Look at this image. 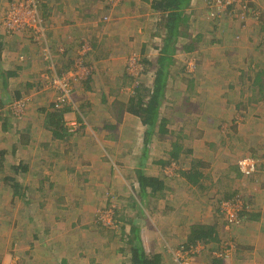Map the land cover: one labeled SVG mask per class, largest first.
Instances as JSON below:
<instances>
[{"label":"crops","instance_id":"crops-1","mask_svg":"<svg viewBox=\"0 0 264 264\" xmlns=\"http://www.w3.org/2000/svg\"><path fill=\"white\" fill-rule=\"evenodd\" d=\"M14 1L17 0H0V18ZM41 1V13L45 23L47 22L45 28L47 43H64L68 46L70 60H74L79 52L81 39L84 37L92 39L93 50L89 55V61L95 63L96 71L80 90L83 89L85 96L89 98L83 105L87 108L85 113L89 118L94 116L100 119L98 123L89 124L86 131L80 130L79 134L64 137L55 134L54 125L48 126L47 123L50 114L56 110L53 107L57 101L56 93L44 85L41 75L43 72L51 71L49 65L51 62L59 68L57 65L59 62H49L42 56L41 45L32 41V33L29 31L9 34L0 25V97L3 101H9L20 94L30 95L32 99L23 119L16 121L18 127L8 106L0 108V213H6L0 218V250L3 245L14 243L23 244L26 248V253L18 250L20 255H13L11 250L14 249L9 251L5 248L4 252H0L2 253L0 262L19 259L22 264L23 260H27L25 264H94L93 255H97V260L105 264L104 261L108 260L107 255H124L122 253L125 251V255H130L131 264L130 243L127 244L129 245L127 251L122 247H119V251L117 248L110 251L101 246L98 249L93 247L89 252L88 244L78 243L74 237V239L64 237L52 245L48 242L45 249L40 246L35 248L37 243L41 244L42 236L45 237V230H50V237L55 235L54 230L46 229L41 221L42 224H38L35 220L41 217L44 219L46 214L43 213L46 211L40 214V209L44 207L50 211L47 212L50 216H61L64 209L77 210L75 206L81 205L85 208L86 198L94 199V202L89 201L91 204L100 205L110 201L119 202L121 201L119 196L124 201L126 197L128 204L122 202L125 206L131 207L142 193L136 172L141 167L143 171L144 168L147 170L148 173L144 171L146 175L159 177L166 185V189L158 198L152 196L148 189L145 192L147 196L144 207L148 211L145 218L137 222L139 244L145 255L152 259L156 258L159 264H171L169 247L187 243L192 230L202 226L207 229L206 231L212 230L209 231L211 237L206 242L198 239L205 245V249L200 256H196H199L198 258L194 257L197 260H194L193 264H264V0H249L252 8L258 13L256 16L248 14L247 16L252 17L246 16L245 19H239L237 14L212 19L206 15L207 12L201 13L202 0H192L187 10L193 17L187 29L183 28V23L181 24L182 34L176 40V47L180 43L179 37L186 39L184 45L192 44L191 50L182 48L177 53L192 55L194 67L189 71L191 75L185 73V68H182L183 75H172L170 72L166 77L164 92L165 98L170 93H178V89H173V83H178L184 86L180 88V92L184 90V93H187L184 97L188 95L200 97L198 106L204 108L195 109L196 105H193V112L198 113L201 120L204 117L205 119L202 125L198 122L194 130L203 133L205 139L196 137L195 140L191 139L192 142L186 143L188 148L186 150L194 153L187 157L190 160L189 164H183L182 167L180 160L185 153L179 143H176L178 144L175 146L176 149L169 151L167 160L165 157L167 145H158L160 150L154 152L150 150L147 156L145 155L147 146L142 152L143 155L137 153L131 141L132 136L131 139L127 137L125 131L126 128H131L135 130L136 136L144 127L130 119L136 114L128 111V107L124 114L121 113L122 116L118 117V121L112 120L111 123H107L105 120L112 118V106L116 100L124 97L129 100L138 86H133L132 90L127 92L123 87L129 78L123 79L124 75L120 71L116 78H110L108 68L104 69L105 61L119 59L117 68H122L121 61L125 64L126 56L129 52L132 53L133 49L145 56L152 46L160 45L156 40L160 39L164 44L166 33L163 27L164 15H161L163 22L160 29H164L161 33H158L160 29H156L157 26L159 28L157 21L152 26L149 25L147 32L142 31V27L139 29L135 27L136 11L140 3L149 4L148 8L159 14V11L152 7L153 0H125L123 6L116 9L107 7L105 1L101 3L102 0ZM99 7L103 8L101 13L112 18V23L110 25L103 23L100 31L92 27L94 17L91 14L92 10ZM114 15L116 18H113ZM147 21L149 19H145L144 22ZM109 27L112 28L114 35L107 33ZM139 34L142 36L139 37ZM150 36L155 38L150 39ZM113 37L121 40L123 46L117 45L116 49L110 50V47L115 46L110 42ZM120 49L125 54V59L117 51ZM58 61L64 63L63 57ZM64 66H66L64 70L71 67L70 61ZM94 92H98L96 97ZM188 99L194 100L190 97ZM123 106L124 103L120 102L117 112L123 110ZM181 106L185 108L184 104ZM177 111L182 112L176 108V114ZM72 114H74L72 109L63 114L64 128L68 120L73 119L70 117ZM189 114L191 113L187 115ZM234 115L242 118L239 125L235 124L238 119ZM165 118L170 121L169 115ZM165 129L163 133L173 132L167 124ZM229 129L240 132L238 140L244 152H239L238 145H232L230 150L221 151L217 142H215L217 151L213 149V143H209L208 148L205 147L207 144L205 141L213 136H225V131ZM57 131L62 132L60 129ZM156 131L160 132L158 128L154 133ZM154 133L148 137L144 135L146 145L154 140L163 142V133L160 132L157 137ZM85 142L88 143L84 144ZM76 144L81 146L80 151L76 150ZM163 150H166V153ZM174 153L177 156H172ZM105 155L110 160H106ZM244 155H252L259 160L256 174L244 175L240 172L237 160ZM144 156H146L144 165L139 166ZM169 163L177 164L181 169L178 168L174 175L166 176L160 169H164ZM156 170L158 173H155ZM127 179L132 183H127ZM8 180L11 186L15 181L20 184L21 189L27 192L24 198L41 191L54 200L52 203H45L48 205L41 203L43 208L38 211L33 205L24 208L25 205L15 203L14 198L20 196L14 194V189L10 191V185L7 186ZM236 197L241 199L244 213H239V223L230 224L221 212V201ZM153 199H158V205L157 203L153 205ZM34 201L38 203V200ZM24 203L32 202L24 200ZM96 209L91 219H99L100 215ZM119 211L120 218H135L133 208L130 214L129 209ZM169 215L176 225H169L167 219ZM8 216L13 219L19 216L26 219L13 221L11 224ZM49 220L59 225L54 218L47 221ZM99 220L95 226L103 225ZM119 226V230L124 226L123 234H126L127 230V233L131 231L127 222L122 221ZM39 237L40 239H37ZM124 237L127 238V243L128 235ZM227 240H231L229 244L232 245L229 251L230 259L215 257L212 251H216L221 242Z\"/></svg>","mask_w":264,"mask_h":264},{"label":"rangeland","instance_id":"rangeland-1","mask_svg":"<svg viewBox=\"0 0 264 264\" xmlns=\"http://www.w3.org/2000/svg\"><path fill=\"white\" fill-rule=\"evenodd\" d=\"M104 1L106 3L107 7L111 8V9H116L119 6L122 7L123 6L122 3L125 0H119V2H118V0H102L101 3H104ZM202 1H203V3H202L203 8L201 9V13H204V12L206 13L209 11V8L211 5L209 4V0H202ZM41 4H42V1L40 3V6L42 7ZM120 4H122V5H120ZM239 4L236 5L237 6L236 9L238 12L237 17L239 19H245L247 17L248 18L252 17L250 15L247 16L248 14L252 13L251 9H253L252 6L250 5V3H248L250 12L245 11L247 17L242 16L243 12L240 13V11H241L240 8L242 6H240ZM101 5H104V4H101ZM148 6H149V4H144L143 2H142V4L140 3L139 7L137 8L136 16H135V19H136L135 27H137L138 29L142 27V31H146V32L149 31V28H150L149 25L152 26L157 21V23L159 24V28L157 26L156 29H160L161 28L160 24L163 22L160 12H159V14L158 13L155 14V12L152 9H149ZM102 10H103V8L99 7L97 9H95L94 11L93 10L91 11L92 16L94 17V19H93L94 25L92 24V27L98 31H100L103 23L107 24V25H110V23H112V18L108 15H105V13H101L100 11H102ZM196 12H198V11H196ZM252 15L256 16L255 13H253ZM192 17H193V15L192 16L189 15V20H188L187 24L183 25L184 29H187V27L189 26L188 23L190 22V19ZM223 17H225V16H223ZM113 18H116V16L114 15ZM145 19H149V21H147L145 23L144 22ZM45 25H47V24H45ZM163 30L164 29H160L158 31V33H161ZM107 33L109 35H114L112 33V28H110V27L107 30ZM144 34L145 33H142V35H144ZM142 35L139 34V37H141ZM162 37L163 36H161V38ZM154 38H155V36H150V39H154ZM150 39H149V41H150ZM91 40L92 39H90L89 37H86V38L84 37L83 39H81V41L87 42V44H88L87 47H89L88 48L89 51L93 50ZM179 40H180V43H179V46H177V49H178L177 51H180L182 48H184L183 43L186 41V39L182 38V37H179ZM32 41L35 43H39L41 45L42 56L46 60H48L49 62H51V61L54 62L56 60L54 63L59 62V64H57L59 66V68L54 66V64H52V62L49 64L51 66V71L55 70L57 72H60L61 69L64 70L66 68V66H64L65 64L69 63V61H70V65H72L71 64L72 61L74 62V60H75V58H74V60L73 59L70 60V54H68V46H66L64 43H59V44L47 43L46 42V34H45V36H41V35L38 37L32 36ZM156 41H159L160 45L159 46H157V45L152 46L150 52H146L145 54H147V55H145V56L140 55V51H138L136 49H133L132 53L129 52V55L127 54L128 56H126L127 58L125 60V64L121 61L122 68H117L119 59H108L107 61H105L106 66L104 67V69L108 68V71L111 74L109 77L110 78H116L118 75V72L120 71V73L124 75V76H122L123 79L129 78L128 83L125 84L123 87L127 92H130V90H132V87L136 86L138 84L153 85V79L155 77V72L157 69V63L156 62H157V57L159 55V47H161V45L163 44V41L160 42V39L156 40ZM110 42L115 45V46L110 47V50H112L114 48L116 49L117 45L120 47L123 46L121 40L119 41L117 39H114V37L111 39ZM79 48H81V47H79ZM117 51H119V54L121 55V57L123 58V56H124V59H125V54L122 53V49L117 50ZM178 53L175 54L174 63L172 65H170V67H169V73L172 72V75L173 74L183 75L182 74V72H183L182 68H185L184 69L186 71L185 73H187L188 75H191V74H189L190 73L189 71H192V68H190V64L194 63V57L192 55L183 54V52H180L179 55H178ZM61 57H63V59H64V63H62V64L60 61H58L59 58H61ZM109 57H111V56H109ZM67 58H69L68 61L66 60ZM143 59L148 60L149 63H147V64L142 63ZM89 64L92 67V71L95 72L96 71V68L94 67L95 63L94 64L89 63ZM49 65L47 67H49ZM92 75H93V73H92ZM88 82H89V79H85V80L78 82V85H77L78 90L76 91L75 99L78 103V109L77 110L72 109L74 111V114H72L70 117H73V119L74 118L78 119L80 126L76 129V131H70L71 134H74V135L79 134L82 131L83 132L86 131V129L89 127L88 126L89 124L98 123V121L100 119V117L94 118V116H93V118H92V116H91V118H89L88 114L85 113L87 111V108L83 105H85L84 103L86 101H88L89 98H87L85 96L86 93L84 92L83 89L80 90V88L85 87V85ZM179 86L180 85L178 83H173V89L176 88L179 90V92L176 94L170 93V95L167 98H165V100H163V108L160 111L161 112L160 117L161 116L167 117V115L170 116V118H169L170 121L167 123V126L170 128L171 131H173L172 133H163L162 134L163 142H160V140H156V141L154 140V141H152V143H149V145H146V143L144 142L143 139H144V135H145L144 132L146 131L147 126L142 122L140 117H138L137 115H133L132 113L131 114L133 116L130 117V119H133L136 123H138L139 126L144 127V128L140 132L138 131L136 136H135V130H133L131 128H126L127 131H125V134L129 138L132 136L131 138H133V139L131 141H133V143L137 149L138 154L145 151V149H144L145 146L148 147V149H147V153H148L150 150L153 152L160 150V147H158V145H167L168 146L167 153H166V150H163L166 153L165 154L166 160L169 157V151H171V150L173 151L174 149H176L177 147H175V146H178V144H176V143H179L180 148H182L183 152L185 153L184 156H181V160H180L181 161L180 164L182 167L183 164H186V163L189 164L190 160L187 159V157L190 156L189 154L194 153V151L192 153V151L190 152V151L186 150V149H188V148H186V143L190 142L192 138H194V140H195L196 137L205 139V135L203 133H201L197 130L196 131L194 130L196 127L195 125L198 124V122H200V125H202L201 123L203 122L205 117L202 118V120H201V116L198 113L193 112V110H194L193 105H196L195 109L204 108V106H202V107L198 106V105H200V101H199L200 97H195V96L191 97L188 95V97H190L191 99L194 98V100H189L188 97H184V94L185 95L187 94V93H184V90H182L180 92V88H183L184 86L183 87L182 86L179 87ZM41 88H43V86H41ZM206 88L208 89V85H206ZM83 93H85V94L83 95ZM96 95H98V92H94V97H96ZM27 96H30V95H27ZM120 102L124 103V106H123L124 108H123V110L121 109V111L118 110V112H117V106L120 104ZM128 104H129V100L126 97L119 99V100H116V103L112 106V118L105 119V120H107V123H111L112 120L118 121L117 120L118 117H120V116H122V114H124V111H125V109H127ZM182 104H184L185 108H183L181 106ZM179 106H181V108H179ZM191 107H192V112H191ZM176 108H177V110H181L182 112L177 111L178 113L176 114ZM25 113H26V110L21 115L20 118L14 116L13 120L15 121V123L18 120L21 121V119H23V117L25 116ZM188 113H191V114L187 115ZM10 114L12 115V112ZM11 115H10V118H12ZM236 116L237 115H234V117H236ZM73 119H71V120H73ZM89 119L91 121H89ZM206 119H207V117H206ZM236 119H238V121ZM236 119L235 120L237 122L235 121V124L239 125L242 121V118L239 116V117H236ZM105 120L103 118L102 122H104ZM127 123H129V121H127ZM130 123H132V122H130ZM158 123H160V121ZM17 124H18V122L15 125L17 126ZM130 129H131V131L128 132V130H130ZM144 129H145V131H144ZM155 129H157V128H155ZM68 130H69V128H68ZM80 130H81V132H79ZM159 133L160 132L156 131L154 134L157 137ZM206 136L208 137V135H206ZM239 136H240L239 131L236 132L234 130L229 129V130L225 131V136H223V135L219 136V137L213 136L209 140L205 141V143H207L205 147H207V146L209 147V143H213L214 144L213 149L217 151V149H215L216 148L215 142H217L219 150L224 151V150H230L232 145H234V146L238 145L239 146V152L242 153V152H244V149L241 147L242 145L239 143V140H238ZM136 137H138V139ZM175 137H177V138H175ZM175 139L177 142L175 141ZM173 141H175V142H173ZM87 143L88 142H85L84 144H87ZM127 143H128V139H127ZM173 143H175V145L172 146ZM75 147H76L77 151H80V149H79V147H81L80 145L76 144ZM83 147H86V146H83ZM73 149H75V148H73ZM197 151H198V149L195 150V153H197ZM142 155H143V153H142ZM102 157H104V156H102ZM105 159L110 160L107 158L106 155H105ZM170 159H171V157H170ZM258 162H259V160H258ZM109 163H110V161H109ZM112 164H113V162L111 161V165ZM178 168L181 169L177 164L172 165L171 163H169L168 166L164 167V169H162V170L160 169V171L164 175L170 176V175H174L175 172L178 170ZM144 171H145V173H148L147 170H145V168H144ZM127 173H128V171H127ZM155 173H158V170H156ZM128 182L132 183L131 180L127 179V183ZM7 186H9L10 191H11V189H13L11 186L10 180H8ZM33 197H34V199H33ZM26 198H28V201H31L32 203L31 204H25L24 200H26ZM26 198H20V197L14 198L15 203L22 205V206L25 205V206H23L24 208H27V206L32 207V205H33L35 208H37V211L40 208H43L42 207L43 205L42 206L40 205L41 203L44 202V205H48L45 203L46 202L52 203L53 202L52 200H54V199H51L52 197L46 195L45 193H42L41 191H40V193H37L36 195L34 194V196L29 195ZM87 199H89V198H86V207L85 208H83V206L80 205V206H75V208L77 210H70V209L65 210L64 209V212H61V216H50L48 214V213H50V211L45 210V207L43 208L44 210L40 209V214H42L44 211H46L43 213V215L44 214H46V215H44V219L41 217V218H39V220H35V221H38V224L43 223V225L46 227V229L51 228L52 230H54L55 235L50 237V235H51L49 232L50 230L49 231L45 230V237L42 236L43 239L41 240V244L37 243L35 248H38L37 246H40L41 248L43 247V249H45L46 248L45 246L46 245L48 246V242H49V245L50 244L52 245L53 242L58 243L61 239H64V237H67V238H72V239L75 238L77 240L76 242H78V243L83 242L85 244H88L89 252L92 250L93 247L98 249L101 246H104L105 250H110V251L111 250L115 251L116 248L119 251V247H122L123 249L125 248L126 251L129 250V245H127V243H126L127 238L124 237V236L128 235V233H127L128 230H127L126 234H123L122 231L119 230V226H115L114 223L112 226L106 224L107 220H110L112 217L113 218L117 217L116 211H118L119 209H121L122 212L125 209L126 210L129 209L128 214H130L132 212L131 207H127L123 204V202L128 204L127 198L125 197L124 201H123L121 199V197L119 196V200H121V201L116 202V203L112 202V203H114V207H116V208H114V211H108L107 210V207H109L107 203L96 205L94 203L91 204L89 202V201L94 202L93 201L94 199H91V200L89 199L88 201H87ZM34 200H38V203H36ZM239 200H240V198H239ZM152 201H153V205H154V203H157V205L159 203L158 199H153ZM240 204H242L241 200H240ZM94 209H96V211L99 213V215L101 213V217H99L100 220L98 218L96 220L91 219L93 216V213H94L93 212ZM113 212L115 214H113ZM5 214L6 213H0V218H1V216H4ZM106 214H112V215H106ZM13 215H15V214H13ZM22 215H24V214H22ZM7 218H8L9 223L12 221L11 224L13 223V221L16 222V221H19L20 219H22V221H24L26 219V217L20 218V216H19V218L16 217L14 219L9 218V216ZM50 218H54L55 220H57V222L60 226L57 225L56 223H53L52 220L51 221L49 220V222H48L47 220ZM167 219H168L169 225H171V226L176 225L171 220L170 215L167 216ZM225 219L230 224H236V223L240 222V220H239L240 215H238V217H236L232 221H230L226 217H225ZM97 220L102 221L103 225L98 224L97 226H95V224L98 223ZM39 227H40V225H39ZM29 230H31V229H29ZM117 230L119 232H117ZM81 237H85V238H81ZM37 239H40V237ZM229 241H231V240H227L226 242H229ZM184 243H186V242H184ZM184 243H179L177 245H172L171 247H169V249L171 251V255H170L171 264H180L181 259L176 257V253H177L178 247H181L182 245H184ZM5 248H6V250H9V251H10V249H14L15 251L11 250V253L13 255H20V253H18V250H21V251L26 253V248L24 247L23 244L17 245L14 243L13 245L12 244L11 245H3L0 252H4ZM31 249H32L33 253H35V251L32 247H31ZM204 249H205V245L202 244V245L194 247V248H192V250L188 251L187 252V255H189L188 256V262H189L188 264L195 263L194 257L201 254ZM37 252L40 253L39 251H37ZM124 252L125 251H123V253H122L124 255H107L108 260H105L104 263L105 264H115V263L118 264L120 262V264H129L130 255H125L126 252L125 253ZM212 253H213V251H212ZM0 255H2V253H0ZM96 256L97 255H93V257L95 259L94 264H101L102 261L97 260ZM198 257H196V258H198ZM228 259H230V258H225V260H228ZM14 260H16V259H14ZM12 262L2 261V263H4V264H11ZM23 262L25 264V263H27V260H23ZM17 264H22L21 261H19V259L17 260Z\"/></svg>","mask_w":264,"mask_h":264},{"label":"trees","instance_id":"trees-1","mask_svg":"<svg viewBox=\"0 0 264 264\" xmlns=\"http://www.w3.org/2000/svg\"><path fill=\"white\" fill-rule=\"evenodd\" d=\"M191 2L192 0H153L152 2V7L159 11L161 15L165 16V20L163 22V27L166 29L164 44L160 48L159 55L157 57V69L155 72V77L153 79V85L138 84L137 88H135L134 94L129 99L128 104V111L139 116L142 122L147 126V130L145 132V135L147 137L154 133L155 128H158V130L162 133L166 130L165 125L168 121L165 117H160V110L163 105V100H165V81L167 79L166 77L169 74V67L175 61L174 58L175 54L177 53L176 40L178 36L182 34L180 26L182 23L185 24L189 20L187 10L190 7ZM191 46L192 44L184 45V49L186 48V50H191ZM90 53L91 51L87 52L85 55L87 63H91L89 61ZM142 63L147 64L149 63V61L143 59ZM92 73H94V71H92ZM91 76L92 74L89 76V80L92 78ZM21 97L23 96L18 94L16 95V97L9 101H3V99L0 97V108H6V105H10L11 102L16 99H21ZM53 107L56 110L54 113L50 114L47 125H54L55 134L57 133V135L62 137H64L65 135L69 136L71 132L67 127L64 128V124L62 123L64 122L63 114L70 112L72 108L67 106L62 107L57 103L53 104ZM8 110L11 113L9 107ZM159 121L160 123H158ZM58 129H60L62 132H58ZM146 154L147 152H145V155ZM146 156L142 158L143 161L141 164H139V166L144 165ZM172 156L175 157L177 156V154L174 153L172 154ZM136 172L138 174L137 177L139 178L142 193L138 197V200L134 201L133 205L131 206V208H133L135 211V218L127 217L128 219H126L124 217H121V220L119 215L120 211L118 210L116 211L117 217L113 218V221L115 226H119L122 221L130 224L131 231H129L128 233L129 241H127V244L130 243L132 245V255L130 259L131 264H159L156 258H149L142 251L139 244V227L137 225V222L138 220L144 219L148 211L144 207L145 197L147 196L145 192L147 191V189L150 190V194L152 196L158 198L166 189V185L163 179L156 176L146 175L141 167L138 168ZM12 186L15 195L20 196V198H24L26 196L27 192L21 189V186L17 181H15ZM107 204L109 206L107 207V210L114 211V208H116L114 207V203L110 201V203ZM242 210L240 211V213H244ZM113 214L115 213L113 212ZM120 230L124 231V226H121ZM206 230L207 229L203 228L202 226L194 228L192 230V233H190L189 241H187L186 245L194 243L198 241V239H202L206 242L208 238L211 237V233L209 231H212Z\"/></svg>","mask_w":264,"mask_h":264},{"label":"built area","instance_id":"built-area-1","mask_svg":"<svg viewBox=\"0 0 264 264\" xmlns=\"http://www.w3.org/2000/svg\"><path fill=\"white\" fill-rule=\"evenodd\" d=\"M41 1L40 0H17L9 4L6 12L0 18V25L7 33H18L29 31L33 37L45 36L46 23L41 13ZM240 3V4H239ZM248 0H209L211 5L208 11V15L212 18H216L222 15L237 14L236 5L242 6L240 13L245 17V11L249 10ZM250 12V10H249ZM252 14H257L258 11L251 9ZM87 42L82 41L79 48V52L72 63L71 67L67 70L57 72L46 71L42 73V81L44 85L52 89L56 93V103L62 107H71L73 110L78 109V103L75 99L78 82L88 79L92 74V67L86 62L85 55L89 52ZM194 67V63L190 64V68ZM32 99L30 96H23L21 99H16L8 105L12 112L13 117H21L25 112ZM69 131H76L80 126L78 119L74 118L67 122ZM239 170L244 175H254L258 172L259 162L252 155H244L237 160ZM241 200V199H240ZM239 197L235 199H228L221 201V212L230 221L238 217L242 210V204H240ZM106 211V210H105ZM110 211V210H109ZM112 215V214H106ZM105 215V216H106ZM101 217V213H100ZM113 217L106 221V224L113 225ZM230 242H222L221 246L213 251L215 257L225 260L229 258V251L232 248ZM202 245L197 241L189 245H182L178 247L176 257L181 259L180 264H188L187 252L192 248ZM188 249V250H187ZM0 264H4L0 262ZM11 264H17V259Z\"/></svg>","mask_w":264,"mask_h":264},{"label":"clouds","instance_id":"clouds-1","mask_svg":"<svg viewBox=\"0 0 264 264\" xmlns=\"http://www.w3.org/2000/svg\"><path fill=\"white\" fill-rule=\"evenodd\" d=\"M248 12H249V10H248ZM207 15H208V12H207ZM231 15H234V14H231ZM209 16V15H208ZM222 16H225V15H222ZM226 16H230V15H226ZM210 17V16H209ZM219 17H221V16H219ZM212 18V17H211ZM216 18H218V17H216ZM223 18V17H222ZM212 19H215V18H212ZM184 244H186V243H184Z\"/></svg>","mask_w":264,"mask_h":264}]
</instances>
